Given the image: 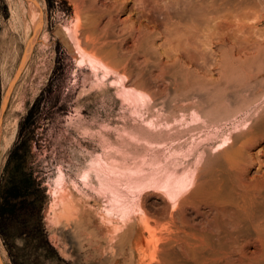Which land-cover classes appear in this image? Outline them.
I'll return each instance as SVG.
<instances>
[{"label": "bare ground", "instance_id": "obj_1", "mask_svg": "<svg viewBox=\"0 0 264 264\" xmlns=\"http://www.w3.org/2000/svg\"><path fill=\"white\" fill-rule=\"evenodd\" d=\"M77 1L72 39L94 68L120 78L123 95L137 111L144 106L158 125L169 118L194 120L190 131L223 142L215 151L207 147L197 172L177 186L164 178L172 203L152 212L141 199L132 200L137 255L144 257L149 246L156 255L153 264H264V0ZM126 10L129 17L121 22L116 13ZM129 38L131 53L123 47ZM98 162L109 210L125 215L133 205L128 193L133 186H151L162 172L147 174L146 167L165 161L142 157L137 170L109 157ZM68 191L57 218L75 206ZM117 228L103 230L111 236ZM137 264L151 263L143 258Z\"/></svg>", "mask_w": 264, "mask_h": 264}, {"label": "rangeland", "instance_id": "obj_2", "mask_svg": "<svg viewBox=\"0 0 264 264\" xmlns=\"http://www.w3.org/2000/svg\"><path fill=\"white\" fill-rule=\"evenodd\" d=\"M78 4L0 0V264H137L143 258L153 264L149 246L144 257L137 255L133 201L141 199L152 212L172 203L164 178L177 186L197 172L207 147L215 151L223 143L199 129L190 131L194 120L169 118L158 125L144 106L137 111L123 95L120 78L94 68L72 39ZM127 13L116 18L123 21ZM130 39L123 47L131 53ZM154 155L165 162L146 167L147 174L162 170L151 186L135 185L128 192L129 213L110 211L98 159L109 157L137 170L138 159ZM124 182L122 188H128ZM66 191L76 208L57 218ZM110 225L118 227L111 236L103 230ZM159 232L155 227L154 234Z\"/></svg>", "mask_w": 264, "mask_h": 264}]
</instances>
